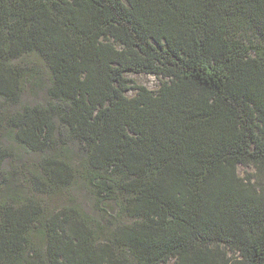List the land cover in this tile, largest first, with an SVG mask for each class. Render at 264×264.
<instances>
[{"label":"trees","instance_id":"obj_1","mask_svg":"<svg viewBox=\"0 0 264 264\" xmlns=\"http://www.w3.org/2000/svg\"><path fill=\"white\" fill-rule=\"evenodd\" d=\"M0 264H264V0H0Z\"/></svg>","mask_w":264,"mask_h":264},{"label":"rangeland","instance_id":"obj_2","mask_svg":"<svg viewBox=\"0 0 264 264\" xmlns=\"http://www.w3.org/2000/svg\"><path fill=\"white\" fill-rule=\"evenodd\" d=\"M248 37L251 38V40L256 39V36L254 34H250V35H248ZM126 76L128 79L132 80L134 84L144 86L151 91H157L159 86H160V83H161V78H157V77L152 76V75L127 74ZM125 95L128 98H131L135 95V91L129 90L125 93ZM247 173L253 174L254 170L252 168H243V167L239 168V174L241 177H243ZM40 201H42L45 205H46V203L49 204L53 208L54 207H61L64 204V197L62 198L61 195H58V196L55 195V197H53L52 195H42L40 197ZM76 205L82 206V207H85V209H88V204H86L85 201L80 198V196H78V198H77V204ZM115 222L116 223H130L131 221H129V219H126V218H123V219L115 218Z\"/></svg>","mask_w":264,"mask_h":264}]
</instances>
